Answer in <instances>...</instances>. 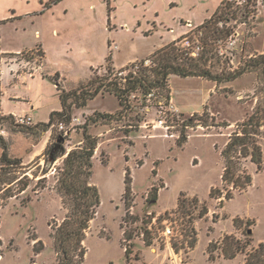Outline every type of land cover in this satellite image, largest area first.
Segmentation results:
<instances>
[{
	"label": "rangeland",
	"instance_id": "rangeland-1",
	"mask_svg": "<svg viewBox=\"0 0 264 264\" xmlns=\"http://www.w3.org/2000/svg\"><path fill=\"white\" fill-rule=\"evenodd\" d=\"M223 1L0 0V116H22L30 104L36 119L46 121L61 108L58 86L93 92L120 82L119 73L127 76L134 62L186 33L196 45L185 56L214 75L260 62L264 0L251 7L255 15L227 24L236 22L241 33L233 63L221 60L215 37L196 29ZM195 46L197 55H190ZM198 78L169 77L170 96L185 113L170 120L168 132L158 127L166 114L154 105L147 110L141 94L122 111L105 92L74 108L70 123L57 119L48 131L22 133L4 121L0 138L22 164L0 162V264H58L55 236L77 208L59 188L67 155L51 165L48 157L55 144L67 153L84 146L85 130L97 142L90 182L100 206L86 231L82 264H244L264 243V65L218 86ZM95 112L112 117L86 122ZM237 136H246L245 144L227 164L223 152ZM2 152L0 144V158ZM166 221L181 230L174 252L158 236Z\"/></svg>",
	"mask_w": 264,
	"mask_h": 264
},
{
	"label": "trees",
	"instance_id": "trees-1",
	"mask_svg": "<svg viewBox=\"0 0 264 264\" xmlns=\"http://www.w3.org/2000/svg\"><path fill=\"white\" fill-rule=\"evenodd\" d=\"M60 1L62 0H54V3L57 4ZM226 1L227 0H224L222 2L219 10L211 18L205 20L202 24L197 26L196 29H206L208 34L215 37L217 40L225 39L233 30L227 27L223 29L219 28L217 25H219L220 21L229 24L231 21H236L238 17L247 19L251 13H254L251 7L255 6L256 0H248V4L236 7L233 6L235 5L233 2L225 5ZM221 10H225L223 12L224 15L217 17ZM250 34L251 33H249V35ZM187 35L188 33L181 36L176 42H172V44L157 50L151 57L143 59L141 63L134 62L135 65H133V67L135 69L127 76L121 75L119 78L121 80L120 82L102 84L93 92L85 91L84 89L67 92L58 86L57 89L62 110L52 112L50 120L47 123L21 125L16 122V116L8 115L0 116V125L4 121H10V124H15L19 127V132H27L29 134L34 133L36 129L48 131L54 126V122L57 119L70 123L72 121L74 108H85L90 101L94 100L100 94L105 95V92L113 95L118 100L122 111H124L132 107L131 98L133 96H138V94H141L146 99L151 91L157 90L158 92L165 91L167 93L166 97L170 98L168 82L169 77L172 75H178L183 78H205L215 82L218 86V84L222 82L236 81L249 69L256 68L262 64L264 65V55H262V60L260 62H251L243 68H238L234 73L214 75L203 68L201 64H198L196 60L192 58L189 59L185 56L184 50L186 49L183 47V43L184 40L188 38ZM147 60L151 61L150 66L145 65ZM107 61L111 64V56L107 58ZM55 80L58 81V79ZM97 116L107 118L112 117V114L95 112L94 116L86 119V122H97ZM192 120L193 119L190 118L187 122L185 121L184 126L190 125ZM86 132L85 130L83 140L84 146H78L76 149L67 153L63 150V145L55 144L48 157V163L51 165V163L55 162L59 157L67 155L64 160L63 174L59 181V188L61 191H65L75 198L74 204L77 208L75 216L70 218V222L63 224L55 236L57 251L60 257L58 264H82L86 255V248L84 247L86 231L95 216L96 208L100 206L99 191L90 182L93 168L92 159L97 149V142L90 135H87ZM243 133L246 136L248 135L247 132ZM238 137L239 136L232 139L223 152L227 164L232 163V153L235 152L236 147L243 141L245 144L246 139L244 137ZM0 144L3 148L0 162H3L4 166H20L22 161L10 157L9 147L4 138H0ZM258 150L259 149H257V151ZM245 151L247 152V150ZM254 151H256V147ZM226 172H228V168H226ZM127 190H129L128 185ZM35 251L37 253L40 252L39 249H35ZM1 257L2 255L0 254V258ZM244 264H264V243H261L257 248H253L252 251L247 254Z\"/></svg>",
	"mask_w": 264,
	"mask_h": 264
},
{
	"label": "built area",
	"instance_id": "built-area-1",
	"mask_svg": "<svg viewBox=\"0 0 264 264\" xmlns=\"http://www.w3.org/2000/svg\"><path fill=\"white\" fill-rule=\"evenodd\" d=\"M234 4L237 6H244L248 4V0H231ZM255 15L254 13H252ZM237 21V20H236ZM249 20L241 21V24H246ZM232 22V21H231ZM230 22V23H231ZM230 23L228 25H230ZM240 24V25H241ZM238 24L235 22V24H231L229 28L233 30V32L225 39H219L216 42V49L218 52L219 57L221 60H230L232 63L234 61V50L237 47L240 39H241V33L239 30H237ZM227 27V23L225 22H220L219 23V28L223 29ZM193 31V30H192ZM251 33V32H250ZM187 34V33H186ZM243 34V33H242ZM185 35V34H184ZM246 36V35H245ZM199 42V40H197ZM195 44V43H194ZM192 41L189 40V38L184 40L183 47L185 49H189L194 45ZM196 45V44H195ZM197 48V51L193 50L191 51L190 55H197L196 53L199 51V46H195ZM146 66L151 65V61L147 60L145 62ZM138 67V66H137ZM124 72L119 73L120 76L123 75ZM146 102H147V110H150V106L154 105L155 107L161 108L163 111H161L163 114H166L164 118H161V120L158 121V127H166L167 132L174 126L170 125L169 122L172 118L180 117L178 113L181 111L179 108L174 104L173 99L167 98V97H157L155 94V90L151 91L148 96L146 97ZM16 122L21 125H32L33 120L30 116L25 115V116H16ZM64 126L61 124V129H63ZM4 131L1 132V135H4ZM169 134V133H168ZM168 138H172L173 135H166ZM176 224H173L172 222H165L164 228L158 232L159 239L164 243L165 247L167 250H170L174 252L173 249V241L178 240L181 237V230L178 231L176 228Z\"/></svg>",
	"mask_w": 264,
	"mask_h": 264
},
{
	"label": "crops",
	"instance_id": "crops-1",
	"mask_svg": "<svg viewBox=\"0 0 264 264\" xmlns=\"http://www.w3.org/2000/svg\"><path fill=\"white\" fill-rule=\"evenodd\" d=\"M202 24V23H201ZM199 25V24H198ZM163 47H165V45L163 46ZM162 47V48H163ZM43 49V48H42ZM161 49V48H160ZM159 50V49H158ZM44 51V50H43ZM156 52V51H155ZM154 52V53H155ZM260 55H264V52H258ZM6 54V53H5ZM152 55V54H151ZM150 55V56H151ZM42 66L43 65H41V67H39L40 69L42 68ZM34 75V74H33ZM13 77V76H12ZM19 77V76H18ZM21 79H23V80H27L26 79V76L24 77V78H21ZM35 79V78H34ZM199 79V78H198ZM215 89H216V85H214L213 87H212V89H210V91H209V93L211 94V97L212 96H214V94L216 93L215 92ZM215 92V93H214ZM59 93V92H58ZM214 93V94H213ZM172 95H173V93H172ZM172 99H173V102H174V104L179 108V110L182 112V113H185V112H183L181 109H180V107H179V105H177V103H176V101H175V99H174V96H172ZM205 102V103H204ZM203 102V106L204 107H207L206 105L208 104V100L207 101H204ZM60 105H61V102H60ZM62 110V106H61V108H60V110H58V111H61ZM52 113V111H50L49 113H48V120H42V119H36L37 118V116H36V111L34 110V107L33 106H31L30 104H28V111L26 112V114H23L22 116H25V115H28V116H30L31 118H32V120H33V125H37V124H39V123H44V122H48L49 121V119H50V114ZM197 113H199V112H197ZM1 115H4V116H6V114H1ZM8 115H12V114H7V116ZM13 116H16V114H14ZM5 132V131H4ZM6 134L4 133V135L3 136H5ZM6 137V136H5Z\"/></svg>",
	"mask_w": 264,
	"mask_h": 264
},
{
	"label": "water",
	"instance_id": "water-1",
	"mask_svg": "<svg viewBox=\"0 0 264 264\" xmlns=\"http://www.w3.org/2000/svg\"><path fill=\"white\" fill-rule=\"evenodd\" d=\"M63 141H64V139L62 137L58 139V143L63 142Z\"/></svg>",
	"mask_w": 264,
	"mask_h": 264
}]
</instances>
